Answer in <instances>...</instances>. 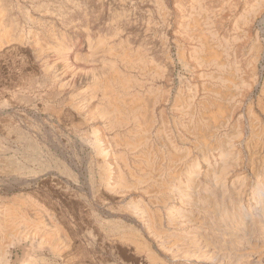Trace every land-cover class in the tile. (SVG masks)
Returning <instances> with one entry per match:
<instances>
[{
    "label": "rangeland",
    "instance_id": "374dc122",
    "mask_svg": "<svg viewBox=\"0 0 264 264\" xmlns=\"http://www.w3.org/2000/svg\"><path fill=\"white\" fill-rule=\"evenodd\" d=\"M263 186L264 0H0L7 264H264Z\"/></svg>",
    "mask_w": 264,
    "mask_h": 264
},
{
    "label": "bare ground",
    "instance_id": "6f19581e",
    "mask_svg": "<svg viewBox=\"0 0 264 264\" xmlns=\"http://www.w3.org/2000/svg\"><path fill=\"white\" fill-rule=\"evenodd\" d=\"M258 158V157H257ZM236 159V158H235ZM248 172V171H247ZM160 175V174H159ZM258 175V174H257ZM107 178V177H106ZM161 186V185H160ZM260 187V186H259ZM264 187V186H263ZM178 189V188H177ZM237 190V189H236ZM175 193V192H174ZM259 196L260 197H262V199H261V202H260V205H261V207H262V209H264V189H261L260 190V193H259ZM179 198V197H178ZM236 201V200H235ZM186 205V204H185ZM254 206V205H253ZM263 212V211H262ZM222 213V212H221ZM214 214V213H213ZM263 214V213H262ZM16 215V214H15ZM248 215V214H247ZM24 217V216H23ZM140 217V216H139ZM31 218V217H30ZM182 220V219H181ZM225 220V219H224ZM232 221V220H231ZM212 222V221H211ZM4 223V222H3ZM241 224V223H240ZM264 225V224H263ZM28 227V226H27ZM44 227V226H43ZM33 228V227H32ZM26 229V228H25ZM196 230V229H195ZM22 231V230H21ZM20 231V232H21ZM56 231V230H55ZM12 232V231H11ZM30 231L29 230H26V231H22V233L23 234H27V233H29ZM59 233V232H58ZM12 235V234H11ZM17 235V234H16ZM22 235V234H21ZM31 235V234H30ZM51 235V234H50ZM173 235V234H172ZM9 236V235H8ZM24 236V235H23ZM55 236V235H54ZM10 237V236H9ZM21 237V236H20ZM56 237V236H55ZM28 239V238H27ZM41 239H43V237L41 238ZM7 240H8V238H7ZM52 240V239H51ZM11 241V240H10ZM189 243V242H188ZM2 244V243H1ZM197 244V243H196ZM7 245V244H6ZM3 246V248H2V250H1V253H0V264H7V262H8V259H7V255H6V251H8L9 249H6V248H8L7 246ZM181 245V244H180ZM16 248V247H15ZM191 248V247H190ZM181 249V248H180ZM13 251V250H12ZM11 251V252H12ZM13 253H15L14 251H13ZM241 255V254H240ZM17 257V256H16ZM11 258V257H10ZM16 259H18V258H16ZM236 260V259H235ZM9 261H11V260H9ZM220 262V261H219Z\"/></svg>",
    "mask_w": 264,
    "mask_h": 264
}]
</instances>
